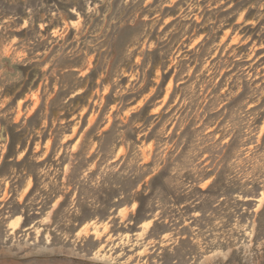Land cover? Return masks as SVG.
Listing matches in <instances>:
<instances>
[{
	"label": "rangeland",
	"instance_id": "1",
	"mask_svg": "<svg viewBox=\"0 0 264 264\" xmlns=\"http://www.w3.org/2000/svg\"><path fill=\"white\" fill-rule=\"evenodd\" d=\"M263 137L264 0H0V264H264Z\"/></svg>",
	"mask_w": 264,
	"mask_h": 264
},
{
	"label": "trees",
	"instance_id": "2",
	"mask_svg": "<svg viewBox=\"0 0 264 264\" xmlns=\"http://www.w3.org/2000/svg\"><path fill=\"white\" fill-rule=\"evenodd\" d=\"M249 29H251V26H249ZM242 94H241V96H242ZM155 96L156 95H154L150 99V101L153 100L155 98ZM146 111H147V107H144L139 112L133 113L131 116V119H130V124H133L134 121L142 115H149L146 113ZM166 112H167V109L164 110V115L161 118V120L158 119L159 118L158 115L148 116V119H150V120L154 119V120L158 121V125H159L169 115V113L167 114ZM119 124H121V123L119 121L115 120L113 122L111 129H114ZM157 126H156V128H157ZM151 137H153L152 134H151ZM161 142L162 141L159 138L157 140V148L159 147ZM243 143H247V142H244L243 137H238L237 139L231 140V143H230L229 147L227 146V148H233V146H241ZM177 147H178V145L176 146V148ZM261 148H264V137H263V146ZM101 151H102V149H101ZM183 154H184V151L177 153V156H174L175 155L174 151L169 152L167 164L163 167V169L161 171H159L158 174H156L155 176H153L151 178L149 184L145 187L146 192H144L142 194V196L138 199V202H139V208H138V212H137L138 215H142L145 212V208H146V205L148 204V201L150 199L154 198L157 194H159L160 197L158 198V200L156 198H154L155 201L162 202L166 199L167 193L169 192V188H170V186L166 184V181L170 177V173H171L170 168L172 166L171 163H172V161H179V162L182 161ZM225 162H226V160L224 161V165H225L224 169H225V172H227V165L228 164L227 163L225 164ZM223 173H224V171H222L219 175H217V177L214 179V181L212 182V184L209 186V188L206 191H201L199 188H197V190L200 191L201 193H208V194H210L212 192L224 193L225 191L229 190L230 186L228 184H226V179L224 178ZM199 179H200V176H198V178H192V181L194 183H199ZM253 189L255 191L257 188L254 187ZM251 192H253V190H251ZM156 225H158L157 222H156Z\"/></svg>",
	"mask_w": 264,
	"mask_h": 264
}]
</instances>
